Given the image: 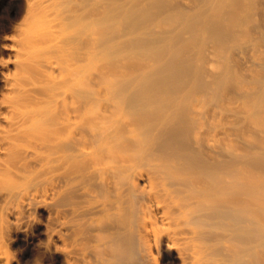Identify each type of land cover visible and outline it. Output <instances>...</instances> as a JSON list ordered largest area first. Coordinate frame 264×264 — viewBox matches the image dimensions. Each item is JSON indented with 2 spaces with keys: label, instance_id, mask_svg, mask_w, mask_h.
Listing matches in <instances>:
<instances>
[{
  "label": "bare ground",
  "instance_id": "1",
  "mask_svg": "<svg viewBox=\"0 0 264 264\" xmlns=\"http://www.w3.org/2000/svg\"><path fill=\"white\" fill-rule=\"evenodd\" d=\"M72 1L31 0L0 61V264L21 225L29 264H264V153L227 149L225 112L208 125L162 73L78 88Z\"/></svg>",
  "mask_w": 264,
  "mask_h": 264
},
{
  "label": "rangeland",
  "instance_id": "2",
  "mask_svg": "<svg viewBox=\"0 0 264 264\" xmlns=\"http://www.w3.org/2000/svg\"><path fill=\"white\" fill-rule=\"evenodd\" d=\"M65 8L78 46V88L100 72L107 76L101 87L110 90L162 73L184 93L198 94L208 125H218L216 114L225 112L227 149L242 158L264 153V0H74ZM31 14V0H0V61H13ZM252 46L261 49L259 66L247 63ZM231 102L240 108L231 111ZM30 236L25 225L4 235L14 264L30 263ZM58 258L47 263L65 264Z\"/></svg>",
  "mask_w": 264,
  "mask_h": 264
}]
</instances>
